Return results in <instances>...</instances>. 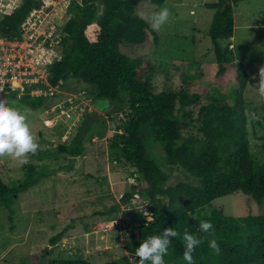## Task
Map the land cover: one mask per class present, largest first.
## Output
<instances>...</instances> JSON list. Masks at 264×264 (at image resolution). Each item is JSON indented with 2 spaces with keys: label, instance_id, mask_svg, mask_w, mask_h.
Masks as SVG:
<instances>
[{
  "label": "trees",
  "instance_id": "obj_1",
  "mask_svg": "<svg viewBox=\"0 0 264 264\" xmlns=\"http://www.w3.org/2000/svg\"><path fill=\"white\" fill-rule=\"evenodd\" d=\"M244 1L247 0H217L206 5L214 11L209 36L220 65L218 75H224L226 65L232 64L238 87L231 92L213 90L205 95L190 94L188 88L193 84L188 80L186 89L156 92L154 69L149 65L143 68L139 58L126 53L146 45L150 34L158 41L157 32L138 14V3L144 0L72 1L60 36L61 57L48 67V82L53 88H62L72 79L91 85L95 90L90 91V96L96 108L111 107V120L117 127V134L108 137L112 155L117 163L137 171L134 175L138 184L127 187L123 201L133 196L149 197L144 213L153 216V222L147 224L143 213L142 224L128 227L130 241L125 248L133 261L125 257L112 264H138L135 252L140 243L167 228H174L181 237L187 230L203 240L193 254L194 264H264V215L234 218L220 210L206 211L216 199L233 194L259 201L264 198V163L253 157L248 133L244 96L249 74L243 63L234 60L232 44L226 48L220 44L232 40L234 8ZM163 2L151 0V4ZM42 5V0H22L11 15L0 16V35L10 41L21 40V26ZM94 23L99 33L91 40L86 32ZM37 88H28L21 97L18 92L11 93L5 99L41 109L46 98L29 93ZM95 114L84 118L70 144L58 145L61 155L71 160L83 156V141ZM26 168L25 178L16 184L7 185L0 177V204L9 210L12 223V207L20 194L42 178L34 165ZM174 170L198 181L173 178ZM202 220H210L214 232H199ZM212 239L220 246L218 255L209 247ZM59 241L55 237L50 244L54 246ZM183 253L182 238H173L165 264H187ZM49 264L92 263L80 257L54 259Z\"/></svg>",
  "mask_w": 264,
  "mask_h": 264
},
{
  "label": "rangeland",
  "instance_id": "obj_2",
  "mask_svg": "<svg viewBox=\"0 0 264 264\" xmlns=\"http://www.w3.org/2000/svg\"><path fill=\"white\" fill-rule=\"evenodd\" d=\"M216 1L164 0L163 4H151L150 7H146L145 2L138 3V14L144 13L145 17L165 7L171 12L168 23L155 30L158 41L154 34H150L146 45L126 51L131 57L139 58L143 68L149 65L154 69L156 92L186 89L185 80L193 84L188 88L190 94L205 95L213 90L225 93L238 87L237 71L232 64L226 65L224 75H218L220 65L209 36L214 11L206 8V5ZM47 9L45 14L39 13L44 20L43 26L47 30L52 27L50 31H56L58 35L69 18V12H64L60 7L52 11ZM234 13V36L232 40L221 41L220 44L222 48L232 44L230 48H234V60L243 63L249 74L244 99L250 149L253 157L264 163V98L250 87L259 83L258 73L264 67V0L241 2L235 6ZM98 33L99 28L95 23L86 32L91 40H95ZM27 40L28 35L24 34L20 41ZM53 56L56 59L61 57L59 45L51 51ZM41 87L45 90L44 86ZM94 90L93 86L72 79L54 91L52 96L49 95L51 92H43L48 93L46 105L38 110L31 109L29 123L40 148L35 155H30L28 164L34 165L42 178L20 194L12 207L13 223L9 219V210L0 204V264H49L54 259L80 257L92 264H112L129 257L125 248L130 241L128 227L143 223L149 197L133 196L135 200L123 201L128 188L121 190L123 188L116 185H137L133 176L137 171L125 163H117L112 155L108 137L117 134V127L111 120V107L100 111L92 103L90 91ZM66 100H73L76 107L84 109L83 118L97 113L95 120L90 121L83 141L84 154L75 160L61 155L58 145L70 144L85 119H66L56 108ZM8 101L23 106L16 100ZM48 103L53 104L49 107ZM94 148L100 163L91 173L87 172L90 165L87 156L94 158ZM73 162V166H83L69 176L66 168ZM28 164L21 166L14 161L0 159V177L7 185L16 184L25 178ZM115 168L124 172L118 171L120 184L114 183L117 187L114 191L105 172L112 173ZM180 173L174 170L171 175L190 182L198 181L194 176ZM116 206L118 211L103 218L114 222L98 225L97 220L102 217L94 216V212L105 213ZM213 210L223 211L225 216L234 218L264 215V198L259 201L244 194H233L216 199L206 208L208 213ZM55 237L61 241L53 246L50 241ZM120 264L125 263L122 261Z\"/></svg>",
  "mask_w": 264,
  "mask_h": 264
},
{
  "label": "built area",
  "instance_id": "obj_3",
  "mask_svg": "<svg viewBox=\"0 0 264 264\" xmlns=\"http://www.w3.org/2000/svg\"><path fill=\"white\" fill-rule=\"evenodd\" d=\"M72 1L44 0L41 8L34 10L21 26L22 39L24 34L28 35V40L25 42L20 40L10 41L0 35V98L5 99L6 95L14 92H18V97H21L27 94L28 88L32 86L38 88L31 90L29 93L38 97H47L48 93H43L46 91L51 92L49 95L52 96L54 91L59 89L53 88L49 84L47 71L48 67L55 60H58L54 56L51 57V51L59 45L61 33L57 35L56 31H50L52 27L47 30L43 26L44 20L39 13L45 14L47 8V10H55L57 7L66 12ZM21 2V0H0V16L11 15L20 6ZM34 31L36 32L34 33ZM41 86H44L45 90ZM83 97L85 101L87 93ZM85 103L87 102H83V104ZM92 103L95 105L93 101ZM56 108L66 119H72V121L83 118L85 113L84 109L76 107L73 100H66ZM74 110H76L75 113ZM106 227L107 225L105 230Z\"/></svg>",
  "mask_w": 264,
  "mask_h": 264
},
{
  "label": "clouds",
  "instance_id": "obj_4",
  "mask_svg": "<svg viewBox=\"0 0 264 264\" xmlns=\"http://www.w3.org/2000/svg\"><path fill=\"white\" fill-rule=\"evenodd\" d=\"M144 2L146 7L152 6L151 0H144ZM140 15L141 18L148 20L153 30H160L168 23L171 12L165 7L151 12L146 17L144 13ZM258 75L259 83L250 87L255 89L261 98H264V67L260 68ZM31 111L27 106H17L14 101L10 103L0 98V159H8L22 166L29 163L30 155L38 152L40 144L29 123ZM144 216L147 224L153 222V216L150 213L145 212ZM197 230L212 233L214 226L210 220H202ZM173 238H182L184 242L183 259L187 264H194L193 254L203 240L187 230L181 237V234L174 228L164 229L161 234L152 235L140 243L135 252L138 264H165L164 257L169 253ZM209 247L215 254L220 253V246L215 239L209 241Z\"/></svg>",
  "mask_w": 264,
  "mask_h": 264
},
{
  "label": "crops",
  "instance_id": "obj_5",
  "mask_svg": "<svg viewBox=\"0 0 264 264\" xmlns=\"http://www.w3.org/2000/svg\"><path fill=\"white\" fill-rule=\"evenodd\" d=\"M98 110H100V109H98ZM100 111H102V110H100ZM94 142H96L95 139H94ZM100 146H102V145H100ZM103 149H104V147H102L100 151L102 152ZM85 158H86V156H85ZM99 158L100 157H99L98 154L95 153V148H94V158L92 159L89 155L87 156V159H88L87 162L90 163V165H88L87 172H91L92 173L94 171V167L96 168L97 165L99 166V163H100V159ZM73 165H74V162H73L72 166L70 164L68 166V168H66L68 170L67 172H69L68 173L69 176H73V174L77 173L78 169L81 168V166H83V165H79V164H77L75 166H73ZM118 171H122V170L121 169L119 170V169L115 168L112 173L111 172L109 173V172L102 171L103 173L104 172L107 173L106 174V176H108L107 177V181L111 185V189L114 190V191L117 190V187L123 188L121 190H124V188H127V187H124L123 185L114 184L115 182L118 183V180H119L118 176L120 175V173H118ZM122 172H124V171H122ZM133 176L136 178V175H133ZM118 184H120V183H118ZM114 185H116L117 187H115ZM142 198H146V197H142ZM130 200H135V199H133V197H132ZM118 210H119L118 206L112 207L111 209L107 210L105 212L106 214L103 215V216L99 214L100 211L94 212V216L102 217L101 220H97L98 225H103V224L108 223V222H114L113 220L107 221L106 219L104 220L103 218L106 217L107 215L111 214V213H115ZM102 213H104V212H102ZM105 241L108 242V241H110V239H106Z\"/></svg>",
  "mask_w": 264,
  "mask_h": 264
},
{
  "label": "water",
  "instance_id": "obj_6",
  "mask_svg": "<svg viewBox=\"0 0 264 264\" xmlns=\"http://www.w3.org/2000/svg\"><path fill=\"white\" fill-rule=\"evenodd\" d=\"M106 104H109V101L106 102ZM108 107L101 108L102 111L106 110Z\"/></svg>",
  "mask_w": 264,
  "mask_h": 264
}]
</instances>
